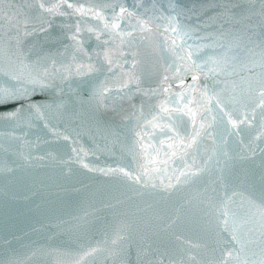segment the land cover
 <instances>
[{"label":"water","instance_id":"obj_1","mask_svg":"<svg viewBox=\"0 0 264 264\" xmlns=\"http://www.w3.org/2000/svg\"><path fill=\"white\" fill-rule=\"evenodd\" d=\"M0 264H264V0H0Z\"/></svg>","mask_w":264,"mask_h":264}]
</instances>
